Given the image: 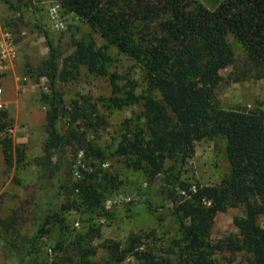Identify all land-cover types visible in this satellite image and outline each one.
I'll return each instance as SVG.
<instances>
[{"label":"trees","instance_id":"trees-1","mask_svg":"<svg viewBox=\"0 0 264 264\" xmlns=\"http://www.w3.org/2000/svg\"><path fill=\"white\" fill-rule=\"evenodd\" d=\"M60 1L141 70L139 93L134 92V78L125 84L127 98L140 102V125L121 136L116 154L129 156L135 166H149L153 179L164 162L183 164L191 156L194 142L201 138L223 140L228 161L227 172L216 184L170 178L167 196L177 220L176 238L166 250L172 258L142 247L140 235L135 234L124 246L108 241L104 264H117L128 255L135 264H215L212 255L221 249L244 250L251 255L249 264H264V228L256 223L257 216L264 214V108L256 103L226 108L212 104L222 68L231 67L232 81L264 74V0ZM42 33L49 48L40 72L49 80V91L44 94L47 128L59 151L55 168L61 173L63 137L56 129L61 96L55 80L65 76L59 69L60 50L52 47L46 30ZM71 45L66 59L72 67L82 64L97 75H107L112 91L120 90L117 74L106 68L114 57L104 46L84 44L79 39H72ZM239 52L244 60L242 68L237 62ZM110 102L115 105L117 100L111 98ZM68 114L84 129L103 122L96 101L87 94L71 100ZM8 125L5 112L0 110V146L5 162L11 165ZM72 137L87 154L91 149V154H99L85 138L75 133ZM75 187L81 203L101 214L97 189L90 183H74ZM149 196L131 204L141 201L151 205ZM226 202L242 209V215L232 218L237 233L211 243L213 217ZM67 208L62 205L58 213ZM56 215L44 213L30 236L26 253H16L18 264H26L35 241L46 233ZM77 253L79 264H99L87 258V249L80 248Z\"/></svg>","mask_w":264,"mask_h":264},{"label":"rangeland","instance_id":"rangeland-1","mask_svg":"<svg viewBox=\"0 0 264 264\" xmlns=\"http://www.w3.org/2000/svg\"><path fill=\"white\" fill-rule=\"evenodd\" d=\"M42 30L49 33L52 47L60 50L59 69L65 76L55 80L61 96L56 118V129L63 137L61 173L55 168L59 151L47 128L44 94L49 80L40 72L49 48ZM72 39L106 48L114 57L106 68L117 74L120 90L112 91L107 75H97L82 64L72 67L66 59L73 49ZM237 62L244 67L240 52ZM230 71L231 67L219 70L212 104L226 108L256 103L264 108V74L232 81ZM130 78L136 80L134 92L139 93L140 68L60 0H0V110L6 114L13 148V163L7 165L0 146V264H18L16 253H26L30 236L47 211L57 215L35 241L26 264H79L80 248L87 249L88 259L104 264L108 241L124 246L135 234L140 235L142 247L172 258L166 250L176 238L177 220L167 196L169 180L175 176L188 182L218 183L228 170L225 145L223 140L201 138L183 164L164 162L154 179L146 164L135 166L129 156L116 154L121 136L129 135L141 121L140 102L125 94ZM80 94L96 101L103 119L99 126L84 129L68 114L71 100ZM111 98H116L115 105ZM74 133L99 154H91L92 149L87 154L73 139ZM74 183H90L97 189L101 214L81 203ZM149 194L151 205L131 204ZM62 205L68 208L58 213ZM240 215L241 207L226 202L213 217L211 243L235 235L232 218ZM256 223L264 228V214L257 216ZM250 256L244 250L221 249L214 250L212 258L215 264H249ZM117 264H135V260L128 255Z\"/></svg>","mask_w":264,"mask_h":264},{"label":"built area","instance_id":"built-area-1","mask_svg":"<svg viewBox=\"0 0 264 264\" xmlns=\"http://www.w3.org/2000/svg\"><path fill=\"white\" fill-rule=\"evenodd\" d=\"M41 80H44V77H41ZM47 87H46V85L44 86V89H46Z\"/></svg>","mask_w":264,"mask_h":264}]
</instances>
